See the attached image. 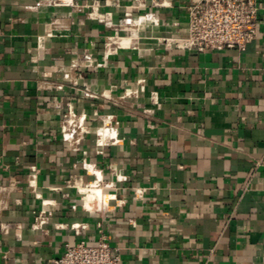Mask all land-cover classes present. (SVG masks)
<instances>
[{
    "label": "crops",
    "instance_id": "1",
    "mask_svg": "<svg viewBox=\"0 0 264 264\" xmlns=\"http://www.w3.org/2000/svg\"><path fill=\"white\" fill-rule=\"evenodd\" d=\"M52 1L0 0V264L102 236L121 264H264V0L244 51L206 53L167 44L192 0ZM127 11L160 23L124 47Z\"/></svg>",
    "mask_w": 264,
    "mask_h": 264
},
{
    "label": "built area",
    "instance_id": "2",
    "mask_svg": "<svg viewBox=\"0 0 264 264\" xmlns=\"http://www.w3.org/2000/svg\"><path fill=\"white\" fill-rule=\"evenodd\" d=\"M71 1L54 0L52 4H71ZM258 16V0H192L185 35L180 39L168 40L167 44L174 43L177 47L198 53L244 51L259 35ZM139 23L143 24V27L141 26L143 31L148 25L159 26V21L153 13L134 16L127 11L123 23L116 30L115 39L122 38L120 32L130 31L127 28L129 25L140 29ZM111 41L112 39H109L108 44ZM77 129L81 130L80 118L69 108L64 116L61 131L65 134ZM68 187L76 188L79 193H81L79 187L88 189L81 180L69 183ZM81 196L83 200L82 193ZM43 218L44 216L36 227L45 223ZM73 228L79 231V227ZM45 264H121V258L107 238L102 236L95 244L86 241L76 244L67 243L61 257L50 259Z\"/></svg>",
    "mask_w": 264,
    "mask_h": 264
},
{
    "label": "bare ground",
    "instance_id": "3",
    "mask_svg": "<svg viewBox=\"0 0 264 264\" xmlns=\"http://www.w3.org/2000/svg\"><path fill=\"white\" fill-rule=\"evenodd\" d=\"M139 22H142V21H139ZM139 25H140V29H136L135 27H130V29H129L130 35L125 37V38H121L120 40L117 39V42L124 47H128L132 43V41L136 40L139 37V31L142 30L143 24L139 23ZM79 191L83 195V201H84L85 207L89 210L93 209V207H95V206H98V203H100L99 201L102 199L101 192L98 189L92 188V189L88 190L86 188L79 187Z\"/></svg>",
    "mask_w": 264,
    "mask_h": 264
},
{
    "label": "rangeland",
    "instance_id": "4",
    "mask_svg": "<svg viewBox=\"0 0 264 264\" xmlns=\"http://www.w3.org/2000/svg\"><path fill=\"white\" fill-rule=\"evenodd\" d=\"M127 28L130 29V25H129ZM135 28H136V27H135ZM129 34H130V31L126 32L124 37L129 36Z\"/></svg>",
    "mask_w": 264,
    "mask_h": 264
}]
</instances>
